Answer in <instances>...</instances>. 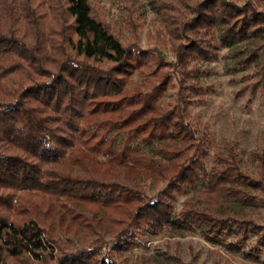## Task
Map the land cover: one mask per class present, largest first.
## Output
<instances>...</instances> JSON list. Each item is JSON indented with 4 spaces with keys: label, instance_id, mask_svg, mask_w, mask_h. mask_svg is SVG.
<instances>
[{
    "label": "trees",
    "instance_id": "trees-1",
    "mask_svg": "<svg viewBox=\"0 0 264 264\" xmlns=\"http://www.w3.org/2000/svg\"><path fill=\"white\" fill-rule=\"evenodd\" d=\"M158 1L179 39L176 63L165 72L162 50L153 69L138 48L120 41L91 0H0V264H121L118 254L141 231L168 227L198 231L214 243L231 238L236 249L249 234L264 242V225L229 209L231 201L251 203L248 188L264 194V154L253 153L257 177L242 171L230 145L209 170L211 141L199 136L189 114L194 96L206 92L195 62L217 60V44L252 39L240 64L257 62V78L237 97L249 90L264 96V8L256 0H191L189 18L173 23L174 0ZM133 9L123 11L131 18ZM173 77L178 97L165 108L160 99ZM144 174L165 183L156 196L142 189ZM200 182L207 189L175 212L176 195ZM103 222L110 225L109 252L102 226L96 228ZM60 231L94 238L69 251Z\"/></svg>",
    "mask_w": 264,
    "mask_h": 264
},
{
    "label": "rangeland",
    "instance_id": "rangeland-1",
    "mask_svg": "<svg viewBox=\"0 0 264 264\" xmlns=\"http://www.w3.org/2000/svg\"><path fill=\"white\" fill-rule=\"evenodd\" d=\"M235 1L239 5H244L247 0ZM91 2L100 7L101 12L105 14L104 19L111 24L115 35L124 45H132L136 50L138 48L143 61L145 60L153 69L157 68L158 61L162 59L158 51L162 50L166 67L163 69L158 67L160 72L172 69L171 64L176 63L173 50L177 47L179 39L169 32L173 28L166 27L158 0H91ZM256 3L258 7L264 8V0H256ZM130 4L134 5V9L130 11L131 18L127 11H123ZM192 4L191 0H174L173 6L168 11L172 16L169 19L173 23H181L184 18H189V6ZM132 18H134L133 21ZM221 35L222 30L217 28L214 40L219 42ZM216 47L219 57L217 60L195 62L203 72L197 81L205 86L206 92L194 96L196 102L189 107L191 123L200 129L199 136L203 133L211 141L210 155L206 162L209 170L218 164L215 158L217 154L228 155L230 145L237 151L242 171L257 177L260 169L253 153L264 154V96L260 91L253 93L249 90L237 97L243 88L257 78L254 75L257 62L249 67L240 64L241 58L250 54L252 39L235 43L230 47H222L218 44ZM133 79L139 84L143 81V78L137 74ZM179 89V82L173 77L160 99V104L165 108L174 106ZM143 150L152 156L162 157L161 153L154 148L145 146ZM140 185L149 196H156L165 187V183L155 182L145 174L140 179ZM206 189L207 183L200 182L195 190L176 195L173 202L174 211L178 212L187 206L188 202H194L196 192ZM248 190L251 203L243 205L231 201L229 209L238 218H252L256 223L264 225V194L253 188H248ZM101 226L102 236L108 243L104 252H109L112 247L110 225L103 222L100 225L97 224L96 228L101 230ZM86 232L71 234L60 231L58 236L66 250L75 251L83 248L85 238L91 235ZM90 238L94 236L91 235ZM132 241L136 242L133 247L118 254L121 264H137L138 262L264 264V242H257V234H249L248 239L240 245L239 249L231 246V238L220 239V242L214 243L204 239L198 231L176 232L169 227L159 233L144 229ZM54 254L59 253L56 250Z\"/></svg>",
    "mask_w": 264,
    "mask_h": 264
}]
</instances>
